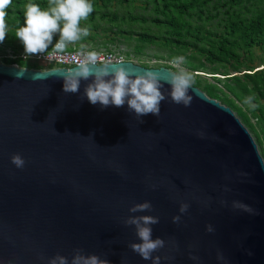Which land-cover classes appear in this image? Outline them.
<instances>
[{
    "label": "water",
    "instance_id": "95a60500",
    "mask_svg": "<svg viewBox=\"0 0 264 264\" xmlns=\"http://www.w3.org/2000/svg\"><path fill=\"white\" fill-rule=\"evenodd\" d=\"M66 69L0 62V264H49L57 254L70 264L77 249L109 264H152L129 247L140 242L123 222L130 215L159 217L151 225L152 238L165 240L153 253L159 264H264V161L229 106L193 84L191 105L175 104L164 83L159 117H138L127 102L92 105L84 89L94 78L65 93ZM146 200L151 211L129 212Z\"/></svg>",
    "mask_w": 264,
    "mask_h": 264
},
{
    "label": "clouds",
    "instance_id": "9594fccd",
    "mask_svg": "<svg viewBox=\"0 0 264 264\" xmlns=\"http://www.w3.org/2000/svg\"><path fill=\"white\" fill-rule=\"evenodd\" d=\"M11 5L12 0H0V43L5 40L8 33L6 10ZM92 11L91 0H48L46 10L41 9L38 4L29 2L24 6V24L16 28L14 35L22 42L26 55L31 56L48 52L54 34L59 33V39L52 47L53 52L48 55V59H53L55 54L64 53L69 43H75L88 35V28L81 27V21L87 20ZM80 54L82 58L77 61L75 67L58 70L59 78L64 82L63 91L71 94L79 92L82 79L87 81L89 78H94L84 89V95L92 105L99 103L102 108L109 106L120 108L127 102V110L134 111L138 117L147 114L159 117L161 101L167 99L161 91L164 83L170 85L169 95L172 102L185 107L192 103V97L188 94L192 76L186 72H170L162 78L159 71L147 70L140 73L125 68L122 65L123 58L113 62L101 57L96 51L83 49ZM37 78L39 77H34ZM245 103L255 107L252 97H248ZM200 135L203 136V133ZM11 161L18 168H22L25 163L19 154L13 155ZM221 203L225 202L221 201ZM188 208L189 204L182 202L179 211L186 213ZM232 208L255 213L252 207L240 201H233ZM151 210L152 204L147 200L133 204L129 208L131 213ZM172 220L174 223H179L181 216H173ZM123 222L125 225H134L136 235L139 237L140 242L129 244L131 250L144 260H152V264H159L161 257H154L153 253L165 247V240L160 237L153 239L151 228V225L159 223V217L130 215ZM207 231H214L212 225L207 226ZM217 258L223 260V254L218 252ZM192 259L197 257L193 256ZM49 264H69V261L65 256L57 254L50 258ZM70 264H109V262L95 254L85 255L77 249Z\"/></svg>",
    "mask_w": 264,
    "mask_h": 264
},
{
    "label": "rangeland",
    "instance_id": "374dc122",
    "mask_svg": "<svg viewBox=\"0 0 264 264\" xmlns=\"http://www.w3.org/2000/svg\"><path fill=\"white\" fill-rule=\"evenodd\" d=\"M214 2L215 0L209 2L205 15L214 14ZM91 3L93 11L87 20L81 21V27L88 28V35L75 43H69L66 48L108 51L123 60L146 67L165 66L175 72H186L192 76V81L198 82L201 87L207 84L215 86L218 90L216 93L224 99H234L232 93L226 89L228 86L237 93L249 91L254 108L245 103V100H234L254 128L255 132L246 127L254 141L256 134L259 136L261 146L257 147L264 161V30L259 34L260 41L248 48L249 50L237 49L238 61L229 58L221 63H209L202 54V48L208 46L205 42L193 41L192 45L183 49L178 48L176 44L165 43L167 35L164 29L156 27L151 20L154 16L152 3L145 5L143 0H91ZM241 13L245 18L264 14V3L245 2ZM113 14L118 16L115 21L110 20ZM130 15L142 16L146 18V22L129 21ZM224 19L223 8H220L219 13L211 20L203 22L202 29L213 31L221 26ZM193 23L198 24L199 21L193 18ZM23 24L24 22L7 25L8 33L0 43V62L10 55L26 54L22 42L14 35L16 28ZM141 33L148 34L152 39L143 41L140 38ZM53 38L58 40L59 33L54 34ZM49 49H52L50 45ZM25 65L30 66L26 61Z\"/></svg>",
    "mask_w": 264,
    "mask_h": 264
},
{
    "label": "trees",
    "instance_id": "16d2710c",
    "mask_svg": "<svg viewBox=\"0 0 264 264\" xmlns=\"http://www.w3.org/2000/svg\"><path fill=\"white\" fill-rule=\"evenodd\" d=\"M110 2L111 0H103ZM126 2L127 0H122ZM153 4L154 16L151 20L158 28H163L166 33L165 43L176 44L178 48L183 49L194 43H203L208 46L202 48V54L209 63H221L226 59L232 58L238 61V48L249 50L252 45L260 41L259 34L264 30V14H256L254 17L245 18L242 16L241 9L244 8L245 2L264 3V0H215L213 4L214 14H204L207 11L208 4L211 0H143ZM38 4L41 9L46 10L48 0H12V5L6 10V23L20 24L24 22V6L29 3ZM95 3V2H93ZM223 8L225 19L219 28L213 31H204L202 29L203 22L211 20L214 15L219 13V9ZM118 18L115 14L111 16V21ZM194 20L199 21L198 24L193 23ZM129 21L146 22V18L137 15L128 16ZM202 21V22H201ZM143 41H150L151 36L145 33L140 34ZM53 38L51 47L57 42ZM192 43V44H191ZM53 50V49H49ZM6 61V62H5ZM15 60L5 58L4 63L10 64ZM21 66L25 62L17 61ZM30 67V66H28ZM259 77V74H257ZM191 84L199 86L209 97L218 99L221 103L229 106L241 120V122L250 131H254L252 124L248 121L245 114L235 103L237 101L246 100L252 97L249 91L242 93L234 92L233 88L228 86L226 89L232 93L234 99H224L216 93L218 90L210 84L200 86L196 81ZM226 94V93H225ZM255 132V131H254ZM255 142L260 147L261 141L256 134Z\"/></svg>",
    "mask_w": 264,
    "mask_h": 264
},
{
    "label": "built area",
    "instance_id": "2783aa9c",
    "mask_svg": "<svg viewBox=\"0 0 264 264\" xmlns=\"http://www.w3.org/2000/svg\"><path fill=\"white\" fill-rule=\"evenodd\" d=\"M81 49L82 48H66L64 53L55 54L53 59H48V55L53 52V50H48V52L40 53L36 55H17V56H8L7 58L15 60L10 65L24 67V68H33V69H49V68H57V67H66L70 68L72 66H76V63L79 59H81ZM84 51H95V50H87L83 49ZM101 57L105 59H110L113 62L120 60V57L116 56L115 54L108 52V51H96ZM18 58L20 61H26L30 64V67L21 66L18 64ZM6 64V63H5Z\"/></svg>",
    "mask_w": 264,
    "mask_h": 264
}]
</instances>
